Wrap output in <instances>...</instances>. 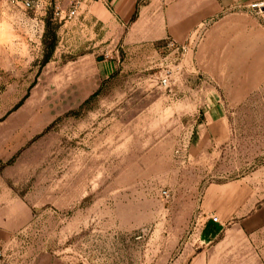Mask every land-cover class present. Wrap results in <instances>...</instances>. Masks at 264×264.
<instances>
[{
	"label": "rangeland",
	"instance_id": "obj_1",
	"mask_svg": "<svg viewBox=\"0 0 264 264\" xmlns=\"http://www.w3.org/2000/svg\"><path fill=\"white\" fill-rule=\"evenodd\" d=\"M4 2L0 264H264V231H202L211 184L264 188V8L143 45L155 53L100 79L119 44L74 42L52 15L32 32Z\"/></svg>",
	"mask_w": 264,
	"mask_h": 264
},
{
	"label": "crops",
	"instance_id": "obj_2",
	"mask_svg": "<svg viewBox=\"0 0 264 264\" xmlns=\"http://www.w3.org/2000/svg\"><path fill=\"white\" fill-rule=\"evenodd\" d=\"M257 1L263 0H86L78 17L64 22L59 20V23L60 26L63 23V26H69L67 38L74 42L81 32L82 37L89 41L88 47L102 42L119 44L122 61L119 55L114 57V54L110 58L97 57L96 68L100 79H107L121 65L124 66L127 59L150 57L155 53L149 48L142 49L143 45L168 37L184 41L194 26L203 25L224 10L246 7ZM39 2L40 7L32 11L25 9L22 3L15 5L12 0H5L3 8L8 13L5 11L3 18L15 24L13 19L20 15V21H24L21 24L28 27L35 14L41 17L44 26V19L47 15L53 16L57 4L68 5V0ZM87 74L85 70L75 71L73 82L86 81L89 78ZM208 122L209 119L199 120L193 127L196 133L206 131ZM211 126L215 127L214 124ZM253 178L213 183L205 190L202 211L207 219L202 231L230 225L251 236L264 231V188L256 187ZM212 215L217 216V223L211 221Z\"/></svg>",
	"mask_w": 264,
	"mask_h": 264
},
{
	"label": "built area",
	"instance_id": "obj_3",
	"mask_svg": "<svg viewBox=\"0 0 264 264\" xmlns=\"http://www.w3.org/2000/svg\"><path fill=\"white\" fill-rule=\"evenodd\" d=\"M85 1L86 0H68L67 7H63L62 5L57 4L53 11L54 18L60 21H67V20H71V19L78 17L79 11ZM12 2L15 5L17 3H22L25 9H29L32 11L33 10L35 11L38 7H40L39 0H36V1L34 0H12ZM248 6L261 10L264 8V0L250 3ZM31 20H32L30 22L31 30L32 32H36L38 30V27L42 23V20L41 18L38 19L36 15ZM21 23H24V21H22ZM110 57H111L110 52L107 51L104 58H110ZM160 84L161 86L168 87L170 85V75L169 74L163 75L162 78H160ZM211 219L215 222L218 221V218L216 215H212Z\"/></svg>",
	"mask_w": 264,
	"mask_h": 264
},
{
	"label": "trees",
	"instance_id": "obj_4",
	"mask_svg": "<svg viewBox=\"0 0 264 264\" xmlns=\"http://www.w3.org/2000/svg\"><path fill=\"white\" fill-rule=\"evenodd\" d=\"M49 55H50V53H48V54L46 55V58H45V60H47V59H48ZM21 102H22V101H21ZM21 102H19L18 106L21 104Z\"/></svg>",
	"mask_w": 264,
	"mask_h": 264
}]
</instances>
